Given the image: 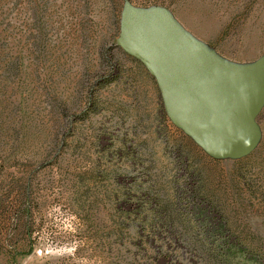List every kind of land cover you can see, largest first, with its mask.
<instances>
[{
    "label": "rangeland",
    "instance_id": "374dc122",
    "mask_svg": "<svg viewBox=\"0 0 264 264\" xmlns=\"http://www.w3.org/2000/svg\"><path fill=\"white\" fill-rule=\"evenodd\" d=\"M127 3L264 58V0H0V264H264V105L249 154L208 155L116 45Z\"/></svg>",
    "mask_w": 264,
    "mask_h": 264
},
{
    "label": "water",
    "instance_id": "95a60500",
    "mask_svg": "<svg viewBox=\"0 0 264 264\" xmlns=\"http://www.w3.org/2000/svg\"><path fill=\"white\" fill-rule=\"evenodd\" d=\"M116 45L155 79L168 119L214 158H240L259 139L264 58L244 68L207 54L165 8L126 4Z\"/></svg>",
    "mask_w": 264,
    "mask_h": 264
},
{
    "label": "trees",
    "instance_id": "16d2710c",
    "mask_svg": "<svg viewBox=\"0 0 264 264\" xmlns=\"http://www.w3.org/2000/svg\"><path fill=\"white\" fill-rule=\"evenodd\" d=\"M179 129V128H178Z\"/></svg>",
    "mask_w": 264,
    "mask_h": 264
}]
</instances>
